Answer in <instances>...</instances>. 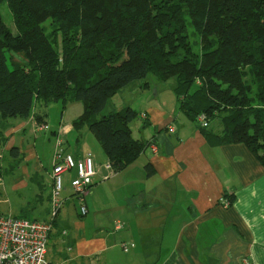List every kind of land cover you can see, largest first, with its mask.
Returning a JSON list of instances; mask_svg holds the SVG:
<instances>
[{
	"label": "trees",
	"instance_id": "16d2710c",
	"mask_svg": "<svg viewBox=\"0 0 264 264\" xmlns=\"http://www.w3.org/2000/svg\"><path fill=\"white\" fill-rule=\"evenodd\" d=\"M6 1L18 33L0 14L1 117H27L37 100L79 101L84 110L73 127L86 126L118 171L150 142L132 137L138 113L129 105L99 114L149 73L174 77L194 120L202 112L220 118L221 133L208 136L245 144L264 166V0ZM48 19L61 31L60 52ZM145 168L152 173L150 163Z\"/></svg>",
	"mask_w": 264,
	"mask_h": 264
},
{
	"label": "crops",
	"instance_id": "0c3cea01",
	"mask_svg": "<svg viewBox=\"0 0 264 264\" xmlns=\"http://www.w3.org/2000/svg\"><path fill=\"white\" fill-rule=\"evenodd\" d=\"M167 83L170 94L165 86L154 87L147 80L133 86L136 101L131 99L128 105L138 116L130 123L132 137L155 144L156 150L147 145L118 171L106 166L107 157L86 126L73 127L84 110L79 101L47 106L37 100L27 117L0 116L1 159L12 146L23 159L12 186L34 183L44 220L50 217L55 152L62 149L78 157L90 151L94 156L97 172L85 198V214H80L72 196L75 169L63 173V203L50 235L52 261L264 264V166L245 144L216 142L208 136L218 128L210 122L203 130L180 106L176 82ZM58 109V118H53L51 111ZM172 123L174 130L169 131ZM147 163L152 167L149 175Z\"/></svg>",
	"mask_w": 264,
	"mask_h": 264
},
{
	"label": "built area",
	"instance_id": "2783aa9c",
	"mask_svg": "<svg viewBox=\"0 0 264 264\" xmlns=\"http://www.w3.org/2000/svg\"><path fill=\"white\" fill-rule=\"evenodd\" d=\"M196 121L201 127L208 126V117L203 112L197 115ZM168 130H174L173 123L168 125ZM57 140L60 146L61 140ZM150 146L153 151L156 150L155 144ZM106 166L109 167V163ZM73 168L76 175L70 181L72 196L79 202L80 214L86 213L85 198L91 191L97 172L94 156L90 151H86L74 157L72 153L58 149L51 167L50 220H30L0 214V264H63L48 258L47 244L52 220L63 203V173ZM121 246L127 250L125 242L121 243Z\"/></svg>",
	"mask_w": 264,
	"mask_h": 264
},
{
	"label": "rangeland",
	"instance_id": "374dc122",
	"mask_svg": "<svg viewBox=\"0 0 264 264\" xmlns=\"http://www.w3.org/2000/svg\"><path fill=\"white\" fill-rule=\"evenodd\" d=\"M0 14L2 16L3 21L5 22L7 27L10 29V31L13 34H17L18 30L14 24L12 14L7 5L6 0L0 3ZM43 25L45 26L46 28L45 30L48 34L50 35L53 34L56 36L55 41L58 43L57 50L58 52H60L62 42H61V31L58 30V25L56 23L51 22L50 19L46 20L43 23ZM188 32L190 35V40L193 46L196 48L197 40L199 36L197 32L193 29V27H189ZM145 80L151 83L152 86L154 87L155 85L165 86V89H166L165 93L167 94H170L169 93L170 90L168 87L170 86V83H167V82H171V83L175 82L174 77H171L167 79L169 81H166V80H161L157 78L154 74L149 73L144 79L133 81L132 83L122 87V89H120L117 94H115L111 99L108 100V103L105 106V108L101 111V114L107 113L109 109L114 110L124 105H128L131 99L136 101L137 92H136V89H133V86H135L136 84L140 82H144ZM168 96L169 95L164 96V99L168 100ZM59 102L60 101H55V102L53 101L48 106H51L52 104H59ZM52 108H57V107L53 105ZM58 114H59V109L57 113L56 112L54 113L53 111H51L50 113V115H52L53 118L54 117L58 118ZM210 122L213 123L214 128L215 127L218 128V132L216 133L220 134L222 127H223L220 118L217 116L210 117V114H209L208 125L210 124ZM22 160H23L22 158H18L16 155L11 154L9 150L4 151V157L2 159L0 156V162H1L0 171H1V177L3 179V184H4V185H0V214L26 218L30 220L37 219V220L43 221L44 220L43 218L45 217V212L42 211L41 207L35 200V197H34L35 192L33 189L34 183L30 181V183L26 186H17V187L12 186V183H13L12 181H13L14 176L20 174L19 170H20ZM28 165H30V163ZM63 186L64 188L66 187L65 181H63ZM47 215L49 216L48 209H47ZM49 220H50V217L48 219H45L44 221H49ZM51 232H52V229H51ZM51 232H50V235H51ZM50 235H49L48 244H47V249H49V251H47V256H50L51 254L50 252H52L51 251L52 250L51 248L52 240L50 238ZM70 264H76V263L71 262Z\"/></svg>",
	"mask_w": 264,
	"mask_h": 264
},
{
	"label": "water",
	"instance_id": "95a60500",
	"mask_svg": "<svg viewBox=\"0 0 264 264\" xmlns=\"http://www.w3.org/2000/svg\"><path fill=\"white\" fill-rule=\"evenodd\" d=\"M102 172H103L104 175H106L107 172L105 170V166L102 168Z\"/></svg>",
	"mask_w": 264,
	"mask_h": 264
}]
</instances>
